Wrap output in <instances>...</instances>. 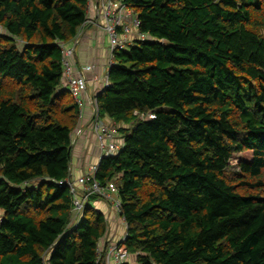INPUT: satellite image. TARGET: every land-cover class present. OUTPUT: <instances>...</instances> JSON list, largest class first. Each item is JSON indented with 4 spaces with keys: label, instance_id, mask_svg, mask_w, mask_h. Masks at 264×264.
Here are the masks:
<instances>
[{
    "label": "trees",
    "instance_id": "obj_1",
    "mask_svg": "<svg viewBox=\"0 0 264 264\" xmlns=\"http://www.w3.org/2000/svg\"><path fill=\"white\" fill-rule=\"evenodd\" d=\"M124 2L152 39L115 52L96 96L124 134L97 177L119 187L129 264H264V0ZM87 9L0 0V264H102L106 216L70 228L58 183L80 118L60 44Z\"/></svg>",
    "mask_w": 264,
    "mask_h": 264
},
{
    "label": "built area",
    "instance_id": "obj_2",
    "mask_svg": "<svg viewBox=\"0 0 264 264\" xmlns=\"http://www.w3.org/2000/svg\"><path fill=\"white\" fill-rule=\"evenodd\" d=\"M91 5H95L99 25L109 38L110 68L114 64L116 51L129 50L136 40L152 39L147 33L141 31V20L138 14L129 8L124 0H88L87 16L91 11L89 9ZM60 47L63 79L65 80L64 87L73 95L78 105L80 116L83 114L86 100L89 99L92 130L97 138V143L91 146L90 155H95L99 158V161L94 162L90 160L91 157L89 158V155L85 168L80 175L75 176L71 168L70 175L65 180L58 181L60 185H66L70 189L72 209L69 227L74 228L79 225L88 205L94 207L93 197L104 200L109 205V209L121 220L126 233L119 240H115L111 235L106 237L107 244L99 248L98 262L100 260L102 264H129L131 254L126 245L121 243L127 237V224L123 217L119 187L114 181L103 185L97 177L101 160L117 156L121 152L124 146L123 136H119L117 124L115 122H107V117L100 112L97 98L88 94L87 71L94 72L96 66L85 65L76 68V48L65 43H61ZM108 84L109 79L107 76L105 86ZM149 116L151 118L154 117L151 114ZM82 132L83 129L79 128L76 134L80 136ZM74 138L73 145L76 140ZM106 219L108 224H110V218L106 216Z\"/></svg>",
    "mask_w": 264,
    "mask_h": 264
},
{
    "label": "crops",
    "instance_id": "obj_3",
    "mask_svg": "<svg viewBox=\"0 0 264 264\" xmlns=\"http://www.w3.org/2000/svg\"><path fill=\"white\" fill-rule=\"evenodd\" d=\"M89 9H91V11L87 16L86 23H84L80 29L78 37L70 43H67V45H72L76 48V68L85 65L96 66L94 72L87 71L88 94L91 97H96L105 87L106 77L110 69V50L109 38L99 25V18L95 5H91ZM64 82L65 80L62 78L63 88H66L64 87ZM107 122L110 123L113 121L107 117ZM117 126L120 127L119 124H117ZM79 128L83 129L80 136L76 134ZM121 135L123 134L119 131V136ZM73 137H75L76 140L73 145L72 173L77 176L80 175L85 168L86 161H88V156L90 155L91 146L97 143L96 135L92 130V114L89 99L85 102L83 114L79 118V124ZM90 157L91 161H99V158L95 155H90L89 158ZM93 202L97 210L103 212L105 216L110 218L112 226L119 225L120 219L109 209L107 202L99 198L93 200ZM109 232L111 237H113L112 230H109Z\"/></svg>",
    "mask_w": 264,
    "mask_h": 264
},
{
    "label": "rangeland",
    "instance_id": "obj_4",
    "mask_svg": "<svg viewBox=\"0 0 264 264\" xmlns=\"http://www.w3.org/2000/svg\"><path fill=\"white\" fill-rule=\"evenodd\" d=\"M102 28V27H101ZM103 30V29H102ZM2 29L0 26V33H1ZM119 129V126H118ZM120 130V129H119ZM123 134V133H122ZM124 135V134H123ZM239 154L235 155V157L232 159L231 161V165L229 166L230 170H239V167L237 166L238 161H239ZM109 230H112V234L115 240H119L122 239V237L125 235L126 233V229L124 228V226L121 224V220L119 225H114L112 226L111 222H110V226H109Z\"/></svg>",
    "mask_w": 264,
    "mask_h": 264
},
{
    "label": "clouds",
    "instance_id": "obj_5",
    "mask_svg": "<svg viewBox=\"0 0 264 264\" xmlns=\"http://www.w3.org/2000/svg\"><path fill=\"white\" fill-rule=\"evenodd\" d=\"M80 32V31H79ZM123 136V135H122Z\"/></svg>",
    "mask_w": 264,
    "mask_h": 264
}]
</instances>
